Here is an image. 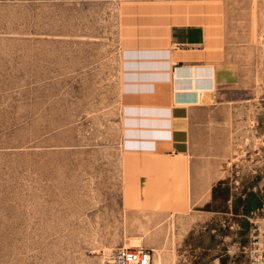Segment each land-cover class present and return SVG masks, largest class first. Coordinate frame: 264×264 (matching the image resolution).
<instances>
[{"label": "rangeland", "instance_id": "obj_1", "mask_svg": "<svg viewBox=\"0 0 264 264\" xmlns=\"http://www.w3.org/2000/svg\"><path fill=\"white\" fill-rule=\"evenodd\" d=\"M174 23L220 65L214 171L126 143L122 51ZM262 213L264 0H0V264H247Z\"/></svg>", "mask_w": 264, "mask_h": 264}, {"label": "crops", "instance_id": "obj_2", "mask_svg": "<svg viewBox=\"0 0 264 264\" xmlns=\"http://www.w3.org/2000/svg\"><path fill=\"white\" fill-rule=\"evenodd\" d=\"M201 23L170 24L150 46L122 51V94L127 145L163 156H187L197 170L223 162L210 146V126L222 121L217 105L220 65L206 47ZM152 61L145 66L142 62Z\"/></svg>", "mask_w": 264, "mask_h": 264}, {"label": "built area", "instance_id": "obj_3", "mask_svg": "<svg viewBox=\"0 0 264 264\" xmlns=\"http://www.w3.org/2000/svg\"><path fill=\"white\" fill-rule=\"evenodd\" d=\"M247 242L244 246L247 264H264V213L250 218ZM109 264H152V253L142 247H117Z\"/></svg>", "mask_w": 264, "mask_h": 264}]
</instances>
